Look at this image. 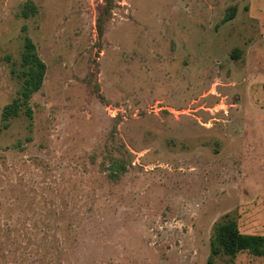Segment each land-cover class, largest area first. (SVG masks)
<instances>
[{
	"label": "rangeland",
	"instance_id": "1",
	"mask_svg": "<svg viewBox=\"0 0 264 264\" xmlns=\"http://www.w3.org/2000/svg\"><path fill=\"white\" fill-rule=\"evenodd\" d=\"M99 5L0 0V264H207L225 214L264 237V0H115L101 40ZM22 26L47 69L2 128Z\"/></svg>",
	"mask_w": 264,
	"mask_h": 264
},
{
	"label": "trees",
	"instance_id": "2",
	"mask_svg": "<svg viewBox=\"0 0 264 264\" xmlns=\"http://www.w3.org/2000/svg\"><path fill=\"white\" fill-rule=\"evenodd\" d=\"M95 20V30L98 40L104 37L105 27L110 21L115 0H99ZM37 7L32 1L24 2L18 15L24 19L36 14ZM231 12L226 15L222 23L232 17ZM21 50L19 59L14 61L6 57L10 74L17 79L18 88L10 103L6 104L1 111V127L7 128L11 119L18 118L23 114L31 121L32 111L30 99L33 94L42 87L46 74V64L37 53L33 40L27 35L26 28L21 29ZM97 91V87H95ZM126 163L123 159L111 158L108 166L110 176L117 178L125 172ZM246 252L251 256H264V237L260 235L243 234L238 227L236 218L231 214L223 215L217 220L211 229L209 238V254L207 264H232L237 254Z\"/></svg>",
	"mask_w": 264,
	"mask_h": 264
},
{
	"label": "crops",
	"instance_id": "3",
	"mask_svg": "<svg viewBox=\"0 0 264 264\" xmlns=\"http://www.w3.org/2000/svg\"><path fill=\"white\" fill-rule=\"evenodd\" d=\"M18 12H19V10H18ZM17 17H20V18H22L21 16H19L18 15V13H17ZM24 19V18H23ZM28 19V18H27ZM22 27H25V26H22ZM26 28V27H25ZM22 29V28H21ZM26 33H27V31H26ZM22 34V33H21ZM28 35V34H27ZM29 36V35H28ZM31 38V37H30ZM37 48V47H36ZM43 61V60H42ZM44 62V61H43Z\"/></svg>",
	"mask_w": 264,
	"mask_h": 264
}]
</instances>
